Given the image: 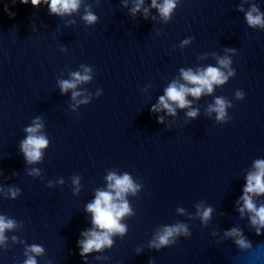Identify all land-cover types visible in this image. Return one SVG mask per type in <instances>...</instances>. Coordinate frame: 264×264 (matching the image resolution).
Instances as JSON below:
<instances>
[{
    "label": "clouds",
    "instance_id": "obj_1",
    "mask_svg": "<svg viewBox=\"0 0 264 264\" xmlns=\"http://www.w3.org/2000/svg\"><path fill=\"white\" fill-rule=\"evenodd\" d=\"M20 3L28 4L29 0H20ZM41 3L47 4L50 14L54 15H71L78 11L81 0H31L33 7H38ZM143 0H137L136 6L132 9L133 14L140 10ZM177 0H163L162 3H157V0H152V7L156 8L160 16L168 20L171 13L176 7ZM240 11H244L241 7ZM147 12V9H145ZM83 19L88 24L96 22L97 17L87 11ZM247 24L252 27L264 28V13H261L259 8L253 4L245 13ZM191 38L185 39L181 43V47L190 43ZM228 51H232L229 49ZM219 67L208 66L203 69L193 71L192 69H181L180 76L184 83L173 81L164 90V95L159 97L158 103L152 106L153 112L165 110L169 115L176 114V108H187L191 102L186 99L191 95L194 98H200L203 94H212L214 86L223 85L227 82L229 76L234 75L232 70L227 73L221 69H229L231 60L228 57H223L218 60ZM83 67V73L77 71L71 73L70 80H59V87L62 93L73 90V99L75 100L81 93L75 89L78 84L86 83L92 79V69L87 66ZM237 99H243V93L237 91ZM87 103V100L80 101ZM230 103L222 97H217L214 105H210L208 111L216 113L217 121H224L227 117L226 109L230 107ZM190 118H195L198 115V110H192L187 113ZM159 122L163 123V117L159 118ZM43 124L37 118L33 124L25 129L27 136L21 142L20 148L28 163H37L42 158V149L47 148L48 139L41 134ZM33 174L38 175L39 170L34 169ZM107 189L97 190L95 198L86 206V211L92 216L93 228L81 233L83 239L78 241L80 255L87 256L93 251H101L105 247H111L113 241L111 236L119 233L123 235L126 232V226L120 221L123 217L132 214V210L126 199L128 194L135 195L140 185L136 184L132 177L125 173L117 175L115 172H109L106 176ZM73 185L76 186V192L79 191L80 178L73 177ZM59 183H63L60 180ZM9 194L15 198L18 190L9 189ZM264 195V159H257L253 162V169L246 176V183L243 188V195L237 202L241 206L238 208L241 216L248 213L251 226L256 229L257 234L264 229V204L259 207L256 204L255 197ZM183 213L184 209H177ZM213 209L211 207H202L197 205V215L201 222L207 224L211 219ZM16 228V222L8 219L5 216H0V245L4 244L6 237L5 231ZM190 235L188 228L184 224H176L173 226H165L161 231H158L155 239L151 242L152 247L160 248L174 243V237L179 235ZM226 236L234 238V243L240 249L252 248L251 243L243 235L239 228H232L225 233ZM15 239V238H14ZM44 249L40 245H31L26 251V259L24 264H37L36 256L42 255Z\"/></svg>",
    "mask_w": 264,
    "mask_h": 264
}]
</instances>
